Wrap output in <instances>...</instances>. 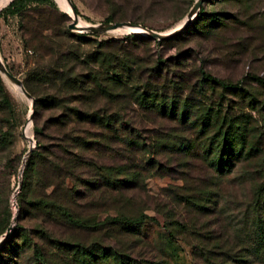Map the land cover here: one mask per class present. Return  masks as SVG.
Returning a JSON list of instances; mask_svg holds the SVG:
<instances>
[{
  "label": "rangeland",
  "instance_id": "374dc122",
  "mask_svg": "<svg viewBox=\"0 0 264 264\" xmlns=\"http://www.w3.org/2000/svg\"><path fill=\"white\" fill-rule=\"evenodd\" d=\"M53 1L55 7L34 4L22 16L2 13L10 2L0 9V58L25 88L37 94L44 85L32 80L33 70L51 59L42 49L44 37L58 42L59 29H68L72 22V13ZM71 1L78 18L89 25L106 19L139 21L169 32L187 19L185 15L173 22L126 0ZM203 4L209 21L200 30L184 34L176 45L152 44L149 52L138 44L132 51L144 58L150 53L164 58L182 53L180 70L196 86L200 68L228 84L238 83L240 92L215 84L206 85L201 95L193 97L225 114L251 116L249 127L255 128L248 137L254 147L251 155L231 158L228 170L220 171L204 150L205 138L196 140L192 130H183L172 118L154 116L137 105L125 107L127 98L118 96V101L110 99L111 111L118 112L130 128H141L145 149L130 151L122 141L130 128L122 127L121 120L116 121L117 130L100 128L112 134L111 139L91 144L87 153L96 167L88 174L78 172L75 184L80 192L67 205L78 221L50 220L33 204L43 195L37 178L33 176L28 201L22 206L19 182L26 153L36 147V139L52 143L48 134L52 129L44 128L53 111L44 110L30 119L32 99L0 72V239L12 226L0 245V264H118L112 257H102L105 247L107 252L128 256L124 264H264V86L252 78H264V0H207ZM125 35L118 30L97 33L81 49L93 51L95 41L121 40ZM34 36L37 48L25 42ZM72 38L70 43H76V37ZM29 122L31 140L24 135ZM35 127L45 131L38 135ZM188 139L196 140L193 144L198 146H189ZM149 157L151 163H146ZM39 166L37 161L35 171ZM109 177L115 185L104 182ZM67 185L71 186L70 181ZM120 215L139 217L142 222L128 226L118 221Z\"/></svg>",
  "mask_w": 264,
  "mask_h": 264
},
{
  "label": "trees",
  "instance_id": "16d2710c",
  "mask_svg": "<svg viewBox=\"0 0 264 264\" xmlns=\"http://www.w3.org/2000/svg\"><path fill=\"white\" fill-rule=\"evenodd\" d=\"M126 1L139 10L161 15L173 22L187 15L196 3V0ZM34 4L55 7L53 0H12L2 13L22 16L23 12ZM75 9L78 13L76 6ZM206 21H209V18L203 4L196 19L173 37L158 40L143 34L130 33L121 40L95 41L97 49L93 51H84L81 44L93 42L92 36L97 33L83 32L74 35L64 26L59 29L58 42L54 43L50 37H44V45L40 46L44 55H50L51 59L46 64H38L32 74L34 82L44 85L43 91L37 94L27 87L26 90L35 99L34 116L44 110L53 111L48 125L44 128L48 131L52 129L53 133H48L52 143L42 144L36 139V147L29 153L22 173L20 206L22 202L28 201L27 195L35 176L39 187H43V195L36 197L33 202L39 212L50 220L61 218L69 223L78 221L67 205L80 192L75 184L78 172L88 174L96 167L90 161L87 151L92 150L93 142L111 139L112 134L102 133L101 129L117 130L115 125L119 120L122 127L130 126L118 112L111 111L110 99L118 101V96L127 98L125 107L137 105L154 116L172 118L179 122L183 130H192L191 134L197 137L196 140L202 141L205 138V143L208 144L204 150L209 153L211 163L220 171L228 170L226 166L230 165L231 158L250 156L254 147L249 143L248 137L255 130L254 127H249L253 122L251 116L225 114L215 105L208 107L199 101L198 97H193L195 93L201 95L206 85L215 84L240 92L243 89L238 83L228 84L200 68L196 86L180 70L182 53L168 58L158 53H150L144 58L132 51L138 44L145 46L149 52L152 44L161 48L176 45L184 34L200 30ZM210 21L218 22L213 18ZM106 22L113 21L106 19ZM131 22L152 29L139 21ZM73 36L76 37V43H70ZM35 38L34 36L26 39V45L37 48ZM54 55L57 58L53 61ZM252 78L264 86V78ZM92 127L100 131H92ZM44 129L35 127V132L39 135ZM129 130L130 133H127L122 141L130 146V151L135 148L145 149L147 143L141 135V128L131 126ZM208 133L212 136H208ZM206 139H209L208 142ZM196 140L188 139L189 146L195 145L193 143H196ZM169 142L168 139L166 144ZM178 146L176 148H182ZM37 161L40 166L35 171ZM146 163H151L150 157ZM68 181L71 186L67 185ZM104 182L109 186L115 185L110 177L105 178ZM48 188L51 190L47 193ZM259 188L262 190V185ZM258 196L260 197V194ZM140 219L125 215L118 217L119 222L128 226L142 222ZM107 251L108 247L102 248V257H112L118 264H124L123 258L128 257L117 253L118 251ZM149 264L161 263L151 261Z\"/></svg>",
  "mask_w": 264,
  "mask_h": 264
},
{
  "label": "water",
  "instance_id": "95a60500",
  "mask_svg": "<svg viewBox=\"0 0 264 264\" xmlns=\"http://www.w3.org/2000/svg\"><path fill=\"white\" fill-rule=\"evenodd\" d=\"M71 11H72V15H70L72 17V22L68 25V29L69 30H79L80 32H90V33H102V32H110V31H114V30H118L120 28H124V27H138L141 29L145 30V33L139 32V31H130L127 32L126 34H130V33H139V34H143L146 36H149L151 38H155L158 40H162V39H167L169 37H173L177 34H179L181 31H183L192 21L193 19H195L198 16V13L201 10V7L203 5V3L205 2V0H196V3L192 5V7L190 8V10L188 11L186 18L187 21L181 25L180 27L173 29L169 32H160V31H156L154 29H149L147 27H143L141 25H136L133 24L130 21H117V22H102L96 25H87L86 27L83 28H79L77 27V21H78V14L76 12L75 6L72 3L71 0H67ZM0 72L7 77V79L13 83L14 85H17L20 87L21 91L23 92V94L27 97V98H31L32 99V110L29 113V118L31 119L33 113H34V99L31 96V94L26 90V88L24 87L23 82L16 77L15 75H13L12 73H10V71L6 68V66L4 65V63L2 62L1 58H0ZM34 148V146H31L28 151H27V155L31 152V150ZM25 162V159L23 160V163ZM22 173H23V167L20 169V176L22 177ZM21 186V180L19 182V187ZM15 219V217H14ZM12 226L10 225L5 234L4 237H2L0 239V245L4 243V241L6 240L7 236L10 233Z\"/></svg>",
  "mask_w": 264,
  "mask_h": 264
},
{
  "label": "bare ground",
  "instance_id": "6f19581e",
  "mask_svg": "<svg viewBox=\"0 0 264 264\" xmlns=\"http://www.w3.org/2000/svg\"><path fill=\"white\" fill-rule=\"evenodd\" d=\"M11 0H0V9L2 7H5ZM59 3L67 10H69L71 13V8H70V5L68 3L67 0H58ZM72 15V14H71ZM187 21L184 20L182 23L184 24L185 22ZM87 25H89L88 23H86L85 21H82L81 19L78 18V21H77V27L79 28H83V27H86ZM182 25V24H181ZM119 32H122V33H127V32H130V31H139V32H142V33H145V30L144 29H141V28H138V27H124V28H120L118 29ZM19 87V86H18ZM20 89V87H19ZM21 90V89H20ZM31 125L32 123L29 122L26 126V129H25V137L28 138V139H32V134H31Z\"/></svg>",
  "mask_w": 264,
  "mask_h": 264
}]
</instances>
